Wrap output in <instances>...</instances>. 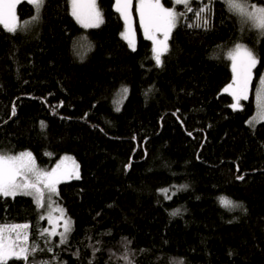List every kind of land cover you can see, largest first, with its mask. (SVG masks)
Returning a JSON list of instances; mask_svg holds the SVG:
<instances>
[{"label": "trees", "instance_id": "16d2710c", "mask_svg": "<svg viewBox=\"0 0 264 264\" xmlns=\"http://www.w3.org/2000/svg\"><path fill=\"white\" fill-rule=\"evenodd\" d=\"M98 4L99 27H82L68 0H46L15 33L0 26V153L31 151L45 166L72 154L80 165L55 193L72 220L67 243L42 238L31 196L0 198V223H31L29 241L45 250L28 264H126L125 254L132 264H264V122L247 123L253 94L233 110L221 91L237 43L257 55L256 84L264 37L212 0L209 26L188 27V12L157 66L138 22L133 50L115 0ZM17 13L35 14L25 0Z\"/></svg>", "mask_w": 264, "mask_h": 264}, {"label": "snow or ice", "instance_id": "6c2138e0", "mask_svg": "<svg viewBox=\"0 0 264 264\" xmlns=\"http://www.w3.org/2000/svg\"><path fill=\"white\" fill-rule=\"evenodd\" d=\"M25 2L33 5L34 15L30 20L21 21L15 12L16 5L21 0H0V26L8 32L15 33L22 26L28 25L31 21L40 18V13L45 6L46 0H25ZM71 6V15L84 28L99 27L103 23L102 13L96 6V0H68ZM196 0H172V7H166L161 0H139V15L141 18V27L144 29L148 39L153 40L154 60L157 66L162 65V55L168 51L167 39L170 32L177 26V22L187 16L188 12L194 14L195 22L189 24L188 27L207 28L209 26V15L211 13L210 4L201 3L198 7L193 8ZM225 6L231 14L238 18L242 26H247L251 30L258 32L260 37H264V5L251 3V0H224ZM132 0H115L116 11L125 19V23L129 20V6ZM177 6H183L184 11H178ZM164 33V40L157 41L155 33ZM127 32V29H126ZM121 35L128 39L129 47L134 46L131 39L126 33ZM228 59L232 62L234 73V83L236 88L233 92L234 103L230 105L233 110L242 108L241 100L248 99V91L252 80V70L258 64V58L255 52L247 45L237 43L227 53ZM229 88L232 85L228 86ZM227 90V89H226ZM123 92H127L124 88ZM257 114L247 123L254 127L256 123L264 122V75L260 77L259 84L255 90ZM118 110V109H117ZM15 107L12 108V114L15 115ZM42 123V127L43 122ZM191 135V133H189ZM59 165L51 172L40 169L35 162V157L31 152L25 151L16 155H5L0 153V198H15L18 195L32 196L38 207L45 206L44 192L47 190L49 194H55L56 186L61 182L62 176L72 178L71 174L59 172ZM78 168V166H77ZM75 178L79 179L78 171ZM243 179V177H238ZM166 198L168 189H161ZM50 199V196H49ZM221 204L226 208H236L240 205L226 197L220 198ZM179 210L173 211L172 215H177ZM43 218V217H42ZM63 219V230L57 231L54 226L50 230L44 229L41 232L42 238L48 241L49 237H58L60 244L67 243L68 236L73 230L70 218ZM28 224H0V264H8L10 259H18L28 264L29 257L34 256L38 251H43L38 243L29 242V236L26 234ZM48 252L54 249L48 247ZM126 264H132L130 258L125 254L121 257ZM47 264V262H43ZM89 264H92L90 261Z\"/></svg>", "mask_w": 264, "mask_h": 264}, {"label": "rangeland", "instance_id": "374dc122", "mask_svg": "<svg viewBox=\"0 0 264 264\" xmlns=\"http://www.w3.org/2000/svg\"><path fill=\"white\" fill-rule=\"evenodd\" d=\"M22 1V0H21ZM169 2H171V4H167L165 0H161V2L166 6V7H172V0H168ZM18 5V4H17ZM17 5H16V8H15V12L18 16V13H17ZM259 5V4H257ZM96 6L97 8L99 9V11L101 12V9L99 7V4H98V0H96ZM138 8H139V0H132V4L129 6V20H128V23L126 24L125 23V19L122 17L123 19V23H124V27H123V31L122 33H126V35H128V38L131 39L132 43H133V46H134V49L136 48L137 46V34H136V22H138L144 36L146 39H148L145 35V32H144V29L141 27V18H140V15H139V11H138ZM115 9H116V5H115ZM177 10L179 11V9L177 8ZM102 13V12H101ZM119 13V12H118ZM120 14V13H119ZM121 15V14H120ZM103 18V17H102ZM179 23V21L177 22V24ZM80 24V23H79ZM102 24V23H101ZM100 24V25H101ZM81 25V24H80ZM99 25V26H100ZM82 26V25H81ZM88 29V28H86ZM126 29H127V32H126ZM175 29V28H174ZM173 29V30H174ZM173 30L170 32L169 36H168V39H167V46L169 44V39L172 35V32ZM155 35V39L157 41H163L164 40V33L161 31V32H157L154 34ZM124 38V37H123ZM125 39V38H124ZM126 42L128 43V39H125ZM151 41V46H152V53H153V48L154 47H157L158 45H154V42L153 40L151 39H148ZM129 44V43H128ZM240 44H244V45H247L249 48H251L250 45H248L247 43H240ZM133 49V47H131ZM232 49V48H231ZM252 49V48H251ZM230 49L227 50V53ZM253 50V49H252ZM256 55V53H255ZM153 57H154V53H153ZM257 57V55H256ZM162 62H163V55H162ZM229 66H230V69L232 71V78H231V81L226 84L225 86L222 87V92H226V93H229L231 96H232V102H231V105L235 102L234 101V97H233V92L236 88V85L234 83V80H233V77H234V73H233V68H232V62L229 61ZM257 66V65H256ZM255 69L256 67L252 70V73H253V76H252V80L250 82V86H249V91H248V98L250 96H252V94L254 95V101H255V111L254 113L249 117V119L247 121H249L250 119H252L254 116H256L257 114V105H256V96H255V90L259 84V80H260V77L262 75H264V71L260 74V76L258 77L257 81H256V84L253 86V82H254V78H255ZM229 85H232L231 88H229L228 86ZM227 89V90H226ZM243 101L244 100H241L240 101V104L242 105L243 107ZM258 123L255 124V126L257 125ZM26 150H22L20 152H16V153H3L5 155H16L18 153H21V152H25ZM28 152H31V151H28ZM32 155L35 157V155L33 154V152H31ZM35 162H36V165L40 168V169H43L45 171H48V172H51L53 169L57 168V165H59V169L58 171L59 172H63V173H68V174H71L72 175V178H68L67 176H62L61 177V182L62 181H67V180H70V179H76L75 178V173L78 171V174L80 176V165H79V162L77 161V159L74 157V155L72 154H63L56 162H54L52 165L50 166H45V165H41L36 157H35ZM78 166V168H77ZM58 187V184L56 186V189ZM44 196H45V206L43 208L41 207H38L39 208V216L42 218H45L47 219V224H48V229L50 230L52 227L56 226L57 227V231H62L63 230V219H61V217H63L64 219H67V218H70V216H68V214L65 212L64 208L60 205V203L56 200V197H55V194H49V192L47 190H45L44 192ZM49 196H50V199H49ZM32 197V196H31ZM34 199V198H33ZM71 220V218H70ZM72 222V220H71ZM0 224H28L30 225V222L27 221V222H10V223H0ZM26 231V234L29 236V233H30V229H27L25 230ZM30 238V237H29ZM30 242V241H29Z\"/></svg>", "mask_w": 264, "mask_h": 264}, {"label": "bare ground", "instance_id": "6f19581e", "mask_svg": "<svg viewBox=\"0 0 264 264\" xmlns=\"http://www.w3.org/2000/svg\"><path fill=\"white\" fill-rule=\"evenodd\" d=\"M45 219V218H44ZM46 221H47V219H45ZM30 225H31V223H30Z\"/></svg>", "mask_w": 264, "mask_h": 264}]
</instances>
